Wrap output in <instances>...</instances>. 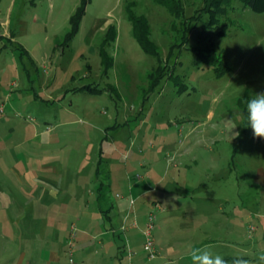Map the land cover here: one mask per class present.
<instances>
[{
    "label": "rangeland",
    "instance_id": "obj_1",
    "mask_svg": "<svg viewBox=\"0 0 264 264\" xmlns=\"http://www.w3.org/2000/svg\"><path fill=\"white\" fill-rule=\"evenodd\" d=\"M79 5L0 0V34L15 41L0 39V159H15L21 208L4 221L15 240L0 243V264L22 250L23 264H192L194 247L264 264V139L246 112L264 93V10L231 0L209 27L204 0H179L178 16L154 0H89L66 40ZM129 7L161 61L134 37ZM212 50L220 76L197 56ZM149 214L160 257L139 263Z\"/></svg>",
    "mask_w": 264,
    "mask_h": 264
},
{
    "label": "trees",
    "instance_id": "obj_2",
    "mask_svg": "<svg viewBox=\"0 0 264 264\" xmlns=\"http://www.w3.org/2000/svg\"><path fill=\"white\" fill-rule=\"evenodd\" d=\"M87 1L89 0H80V5L76 7L75 12L71 15L70 21H71L72 27H71V30L66 34V40H69L73 36V34L76 32L78 23L85 10V5ZM154 1L165 5L168 11L175 16H178L179 13L181 12L182 8L179 5V0H154ZM230 1L231 0H204V8H205V12L207 15V20H206L207 26L214 27L220 23L221 17L224 16L227 12V6L229 5ZM239 1H241L245 6L249 7L251 10L255 12H261L264 10V0H239ZM127 17L129 21L131 22L133 35L137 39L143 51L156 56V58L159 59V61H161V59L159 58L160 55H159L157 46L153 43V40L150 37V29H149V25H148L146 18L141 14H136L133 11V9H131V7L127 9ZM114 35L115 33L112 30V28H109L106 33V38L104 39L103 43L99 47L100 48L99 52L101 53V55L103 54L107 56V53L104 49V43L105 42L107 43L109 42L110 39H113ZM0 39H4L5 41L4 44L13 45V47L15 48V45H14L15 41L11 40L10 37L6 38L0 35ZM16 46L19 49H23V47L20 44H17ZM171 49H173V47H171ZM23 51L26 52L24 49ZM106 56L104 57L106 58ZM197 56L201 61L208 63V64H212L214 66L215 76H220L221 74L224 73V71L228 69L222 57H219L213 50L208 51L207 54L203 52H198ZM103 64H104L103 65L104 72H106L107 68L109 67L111 63L109 61H106ZM149 75L151 79V86H150V89H151L153 88V86L158 84V80L156 79V77L153 78V73ZM96 172L99 173V166L97 167Z\"/></svg>",
    "mask_w": 264,
    "mask_h": 264
},
{
    "label": "crops",
    "instance_id": "obj_3",
    "mask_svg": "<svg viewBox=\"0 0 264 264\" xmlns=\"http://www.w3.org/2000/svg\"><path fill=\"white\" fill-rule=\"evenodd\" d=\"M9 34H10V32L9 33H2L0 35H2L3 37H6V38L10 37L11 40H13V38H12L13 34H10V35ZM4 43L5 42H3V45H2V47L4 49L10 47L9 45H6ZM2 67L4 68L5 65ZM6 140L3 139L0 141V148H4V147L9 148L10 144H8V142H6ZM0 165H1V167H0V213H5V215H6V219L3 220L2 222L0 221V243L7 244V241L15 240V230H11L12 232L9 234V232H8L9 226H5V222L7 224L8 223L14 224L15 223V210H17V212H19L21 210V208L18 204L15 205V159H12V160L0 159ZM3 165L5 166V168ZM4 169H5V172H3ZM105 176L107 177L106 179H108V174ZM101 195L102 194H99L100 197H101ZM108 207L114 208L115 207L114 203L111 202ZM133 224H135V223L134 222H132V224L130 223V226L131 225L133 226ZM14 228H15V226H14ZM122 229L127 230V232L130 231L129 227H122ZM52 239L54 240L55 238H52ZM126 239H127L126 242H128L127 244L129 246H133L136 243V241L132 239V236L130 234L127 236ZM54 241H56V240H54ZM103 245H102V247H104ZM4 249H2V250H4ZM50 250H51V247H50V249H48V251L50 252ZM130 251H131V254L128 255V258H129V261L131 262L132 255L135 254V251L134 250H130ZM49 254H48V256L51 257L53 252H50ZM16 255L17 256H15V263L16 264H23L25 262L26 251L22 250L21 253H17ZM11 257H13V255H11ZM155 257L156 258L160 257V254H157V252H156V255L152 259H148L145 256H144V259H141V256H136L134 259L139 263H146V261L153 260ZM122 258H124V257H122ZM28 260H27V262H28ZM120 260H121V258H120ZM4 263L6 264V262H4ZM159 264H161V263H159Z\"/></svg>",
    "mask_w": 264,
    "mask_h": 264
},
{
    "label": "clouds",
    "instance_id": "obj_4",
    "mask_svg": "<svg viewBox=\"0 0 264 264\" xmlns=\"http://www.w3.org/2000/svg\"><path fill=\"white\" fill-rule=\"evenodd\" d=\"M248 126L251 127L255 138L264 139V93L254 94L246 104ZM239 133H236L238 136ZM192 264H227L219 254L194 247L190 252ZM264 260V257H261ZM233 264H247V261L235 260Z\"/></svg>",
    "mask_w": 264,
    "mask_h": 264
},
{
    "label": "built area",
    "instance_id": "obj_5",
    "mask_svg": "<svg viewBox=\"0 0 264 264\" xmlns=\"http://www.w3.org/2000/svg\"><path fill=\"white\" fill-rule=\"evenodd\" d=\"M153 218H154L153 214H149L147 216L146 228L143 231V233L145 235L143 248L147 252V258L148 259H152L156 255L155 247H154V240H153V238L151 236V228H152V224H153ZM130 254H131V251L129 250V255Z\"/></svg>",
    "mask_w": 264,
    "mask_h": 264
}]
</instances>
